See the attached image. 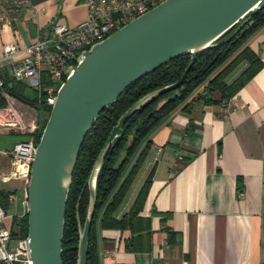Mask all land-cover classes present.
<instances>
[{
  "label": "crops",
  "instance_id": "obj_1",
  "mask_svg": "<svg viewBox=\"0 0 264 264\" xmlns=\"http://www.w3.org/2000/svg\"><path fill=\"white\" fill-rule=\"evenodd\" d=\"M0 17L1 57L4 44L22 50L50 21L76 26L87 9L83 0H0ZM249 47L263 67L228 101L177 110L150 133V150L114 214L121 218L129 210L151 174L135 230L98 226L100 264H264V26ZM9 69L0 61V72ZM9 100L30 117L36 114L41 125V112ZM26 138L0 129V193L6 195L0 206L10 232L27 212V184L8 177L5 152Z\"/></svg>",
  "mask_w": 264,
  "mask_h": 264
},
{
  "label": "water",
  "instance_id": "obj_2",
  "mask_svg": "<svg viewBox=\"0 0 264 264\" xmlns=\"http://www.w3.org/2000/svg\"><path fill=\"white\" fill-rule=\"evenodd\" d=\"M262 7L264 0H164L79 54L57 88L29 170L26 239L32 264H63L65 210L73 170L99 113L133 82L178 56L190 54L179 79L135 101L104 142L87 178L83 224L76 215V264H87L97 179L111 144L123 134L125 121L179 87L199 53L230 40L249 21L250 14Z\"/></svg>",
  "mask_w": 264,
  "mask_h": 264
},
{
  "label": "trees",
  "instance_id": "obj_3",
  "mask_svg": "<svg viewBox=\"0 0 264 264\" xmlns=\"http://www.w3.org/2000/svg\"><path fill=\"white\" fill-rule=\"evenodd\" d=\"M263 26L264 7L251 13L249 21L230 40L199 53L179 87L160 95L125 121L123 134L111 144L97 179L96 209L89 236L87 264H100L98 226L102 229L135 230L134 223L146 198L151 174L145 178L129 210L121 218H116L114 214L150 150V133L177 110L189 113L199 103L210 105L228 101L252 79L263 67V62L249 47V41ZM233 29L221 39L227 37ZM189 61L190 54L178 56L133 82L93 122L79 150L68 192L62 247L63 264H76V215L79 214L80 223L83 224L88 204L87 178L113 126L124 111L141 96L179 79ZM239 69V74L228 82V78ZM0 78L3 80L0 107L7 104V95L43 114V121L34 136L35 142H38L51 110V105L46 102L47 80L42 81L40 89H35L10 77L8 72H0ZM0 196L2 200L6 197L4 193H0ZM27 233L26 212L20 219H14L11 238L24 239Z\"/></svg>",
  "mask_w": 264,
  "mask_h": 264
},
{
  "label": "built area",
  "instance_id": "obj_4",
  "mask_svg": "<svg viewBox=\"0 0 264 264\" xmlns=\"http://www.w3.org/2000/svg\"><path fill=\"white\" fill-rule=\"evenodd\" d=\"M162 1L164 0H83L87 9V17L83 22L68 26L52 20L48 28L24 49H19L15 43L4 44L0 61L10 63V77L35 89H40L42 81L47 80L46 102L52 105L59 84L66 78V71L75 65L82 51ZM2 20L0 17V22ZM21 51L24 56L15 61V56ZM2 86L3 80L0 78V89ZM28 116L30 117L24 110L16 107L9 97L7 104L0 107V129L28 135V138L16 142L5 152L10 157L8 177L22 178L26 184L36 150L34 136L40 128L36 114L32 118ZM5 218L6 212L0 206V264H32L27 239L12 243Z\"/></svg>",
  "mask_w": 264,
  "mask_h": 264
}]
</instances>
